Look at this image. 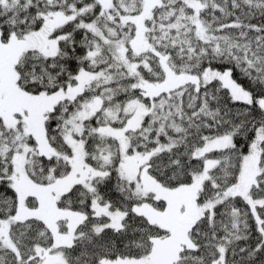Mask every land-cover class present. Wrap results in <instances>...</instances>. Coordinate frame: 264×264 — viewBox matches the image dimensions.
Returning <instances> with one entry per match:
<instances>
[{"label":"snow or ice","instance_id":"6c2138e0","mask_svg":"<svg viewBox=\"0 0 264 264\" xmlns=\"http://www.w3.org/2000/svg\"><path fill=\"white\" fill-rule=\"evenodd\" d=\"M0 264H264V0H0Z\"/></svg>","mask_w":264,"mask_h":264}]
</instances>
